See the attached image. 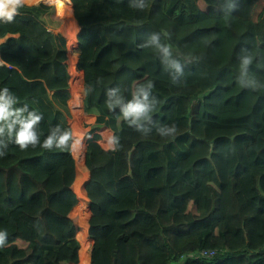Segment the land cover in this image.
Returning a JSON list of instances; mask_svg holds the SVG:
<instances>
[{
	"label": "trees",
	"instance_id": "trees-1",
	"mask_svg": "<svg viewBox=\"0 0 264 264\" xmlns=\"http://www.w3.org/2000/svg\"><path fill=\"white\" fill-rule=\"evenodd\" d=\"M71 2L81 11L83 114L96 123L84 157L90 264H155L156 248L159 264H264V0ZM19 12L4 17L6 32L19 35L5 44L9 98L18 99L11 107L27 105L20 119L35 110L38 125L69 133L70 149L69 65L56 9L39 3ZM137 100L149 110L126 119ZM103 127L111 150L99 144ZM14 141L5 128L0 153L19 147ZM65 156L41 183L17 165L0 168V264H54L51 254L77 243L75 159ZM234 219L243 221L242 237L230 229Z\"/></svg>",
	"mask_w": 264,
	"mask_h": 264
},
{
	"label": "crops",
	"instance_id": "crops-1",
	"mask_svg": "<svg viewBox=\"0 0 264 264\" xmlns=\"http://www.w3.org/2000/svg\"><path fill=\"white\" fill-rule=\"evenodd\" d=\"M70 3L72 4L71 0H70ZM20 7H23V6H20ZM72 7L75 10V13H74L75 34H76L77 50L79 52V48H78V36L82 32V28L76 22L75 16L77 14L81 13V11L79 9L74 8L73 4H72ZM3 21H4V17H3ZM55 23L57 25H59V28L57 29L56 33L59 34L65 40V49L67 51V59L69 60L68 38H67L66 33H65V31H67V26H66V23L64 21L57 20V9H56ZM7 27H8V25L6 24L5 32L7 30ZM7 35H8V40L11 39V38H13V39H18L19 38V35H11V34H7ZM6 42L3 44V48H4V55L3 56L6 59L5 60V71H6L7 75L9 76V80L5 84L4 83V79L2 78L3 77L2 74H0V79H1V90H0V92H3L4 88L7 87V89H8V97H9V88L11 86L13 77H12L10 71L7 70V66H9L10 64H9V58L6 55V47H5ZM173 54L177 58H180L182 60L184 59V57H182L175 50H173ZM0 57H1V55H0ZM78 57H79V54H78ZM78 57H77V61H78ZM69 76H70V71H69ZM82 76L84 77L83 71H82ZM210 76H211V78H216L217 73L216 72H210ZM68 84H69V77H68ZM69 88H70V85H69ZM147 88L148 87L146 86L143 89L146 90ZM70 92H71V100H72V91H71V88H70ZM82 93H83V80H82ZM83 101H81V106L83 104ZM70 102H69V107H70ZM186 105H189V101H186ZM71 115H72V113H71ZM70 124L72 125V118L70 120ZM95 128H96L95 117H93V116H84V114H83V107H82L81 129H82V139H83V144H84L83 166H84V157H85V150H86L85 138ZM33 130L37 133V135H38L39 140H40L41 143L48 136L54 135L56 137H59L57 134H55L54 132H52L51 130H49L44 125H41V126L38 125V126L34 127ZM83 133H84V136H83ZM97 133H98V135H100L102 137L101 141L99 142V144L101 145V147L103 149H105V150H111V149H113L112 134L109 131V129L103 127L100 130H98ZM110 141H111V143H110ZM74 149H75V147H74V139H73V144H72V146H71L70 149L66 148L64 145L58 147L55 143L52 145V149L51 150L43 149L39 145L36 146V147H32L31 145H29V147L27 149H25V150H21L20 147H9V148H6L2 152V153H4V155L3 156H0V168H8V167L10 168V167L15 166V165H17L19 167L20 164H21V161H23V160H31V161L42 160V161L38 162V164L36 165V167L31 168L28 171H25V173L29 174L36 182L41 183V182H44L48 178V172L51 170V168L55 164H57L59 161H61L62 159H64L66 157L65 156L66 154H71L74 157ZM74 159H75V157H74ZM20 169L23 171L22 167ZM84 169H85V167H84ZM75 170H76V160H75ZM88 173H89V171H88ZM77 178H78V173H77V170H76V179H75L74 184L76 183ZM89 182H90V173L88 174V182H87V184ZM74 184L71 187L72 191H73ZM86 185H85V187H86ZM73 193H74V191H73ZM75 196H76V194H75ZM230 197L233 200H237V198L235 197V194L233 193V191H232ZM88 203H89V200H88ZM77 205H78V199H77ZM77 213H78V210H77V206H76L75 214H76V216L78 218V220H77V224H78V222H79V216H78ZM229 215H230V212L228 211V217H229ZM90 216H91V213H90ZM90 216H89V218H90ZM89 218H88V220H89ZM162 218H163V220H166L167 219V216L165 214H162ZM88 220H87V225H88V229H89ZM241 226L243 227V221H242V219L241 220L234 219L233 220V225H231L230 229L233 231V233L238 234L240 237H242V227ZM78 229H79V227H78ZM235 231L238 232V233H236ZM76 239H77V237H76ZM194 240H195V238H192L190 240L185 241V245L188 244V243H190V242L194 243L193 242ZM90 245L91 246L93 245V241L92 240H91V244ZM91 246L89 247V251H90ZM155 247L156 246L154 244H151V245L149 244V248L150 249L155 248ZM89 257H90V255H89ZM181 261H183V260H181ZM175 263L180 264L178 262H173L171 264H175Z\"/></svg>",
	"mask_w": 264,
	"mask_h": 264
},
{
	"label": "bare ground",
	"instance_id": "bare-ground-1",
	"mask_svg": "<svg viewBox=\"0 0 264 264\" xmlns=\"http://www.w3.org/2000/svg\"><path fill=\"white\" fill-rule=\"evenodd\" d=\"M43 3L46 5L54 6L57 9V20L64 21L67 26V31H65L68 38V52H69V85L72 91V100L70 102V110L72 113V125L74 126V157L76 160V170L78 173V178L76 183L73 186V191L76 194L78 199V216H79V232L77 235V243L80 248V264H90L89 257V247L91 240L88 237V225L87 220L90 216L88 208V198L85 193V185L88 182V171L84 169L83 166V155H84V144L82 139V129H81V120H82V106L81 101L84 100L82 93V71L78 67V50L75 34V21L74 13L75 10L70 3V0H23L21 6H34L36 4ZM10 10V9H9ZM18 7L16 8L17 14ZM14 14V15H15ZM0 17V50L2 52L0 57V74L4 79L6 84L9 80V76L5 71V57L3 56V44L8 40V33L5 32L6 23Z\"/></svg>",
	"mask_w": 264,
	"mask_h": 264
},
{
	"label": "clouds",
	"instance_id": "clouds-1",
	"mask_svg": "<svg viewBox=\"0 0 264 264\" xmlns=\"http://www.w3.org/2000/svg\"><path fill=\"white\" fill-rule=\"evenodd\" d=\"M23 4V0H0V17H6L7 22H11L14 14L16 13V8ZM143 7V6H141ZM10 9V10H9ZM157 38L154 36L153 40ZM165 54H168V49L163 48ZM251 62L250 58H245L244 64L247 65ZM173 66L179 70V64L173 62ZM145 100H147V95L145 94ZM14 102L8 97V89L4 88L3 92H0V135H2L7 128L9 135L15 134V144H17L21 150H25L31 145L32 147L40 146L43 149L51 150L52 145L55 143L58 147L66 145L70 139V134L65 133L59 137L54 135L48 136L41 143L37 133L33 130L36 125L42 119V114L37 115L35 110L28 113L26 119H20L21 113L27 111L28 106L25 105L22 109L13 110L11 105ZM149 110V106L146 103L136 101L130 103L124 110V116L127 119L129 116L138 118ZM135 122V120H133ZM19 124L20 127L17 129L16 125ZM111 143V141H110ZM4 153H0L3 156ZM6 233H0V246L3 244V239Z\"/></svg>",
	"mask_w": 264,
	"mask_h": 264
},
{
	"label": "rangeland",
	"instance_id": "rangeland-1",
	"mask_svg": "<svg viewBox=\"0 0 264 264\" xmlns=\"http://www.w3.org/2000/svg\"><path fill=\"white\" fill-rule=\"evenodd\" d=\"M19 7L20 6H18V8ZM25 7H27V6H25ZM29 7H31V6H29ZM29 7H27V8H29ZM18 14H21V12H19V9L17 10V15ZM98 43L99 42L97 40L94 41V42H92V43H90L89 48H91V50H94V48H96V46L98 45ZM1 54H2V52L0 50V55ZM3 55H4V51H3ZM79 55H80V51H79ZM83 136H84V133H83ZM73 139H74V137H73ZM134 145H135L134 143H128V146H134ZM40 161H42V160H35V161L23 160V161H21L20 166L22 167L23 171L25 172V171H28L31 168L36 167V165ZM128 173L130 174V171L129 170H128ZM156 250L158 252V256H157V261H156L155 264H159V263H161V262H163L165 260V257H164V255H161L160 251L157 248H156ZM51 257L54 260V264H58V263L80 264V249H79L78 243L75 242L74 245H72L71 248H69V249H63L58 254H51ZM175 264H177V263H175Z\"/></svg>",
	"mask_w": 264,
	"mask_h": 264
},
{
	"label": "built area",
	"instance_id": "built-area-1",
	"mask_svg": "<svg viewBox=\"0 0 264 264\" xmlns=\"http://www.w3.org/2000/svg\"><path fill=\"white\" fill-rule=\"evenodd\" d=\"M13 69H14V67H12L10 65L7 66L8 71H11ZM215 81H216L215 78H211V82L213 84V87H216ZM71 129H72V132H74V126L73 125H71ZM201 256L204 258H209V259L214 258L216 256V250H203L201 252Z\"/></svg>",
	"mask_w": 264,
	"mask_h": 264
}]
</instances>
